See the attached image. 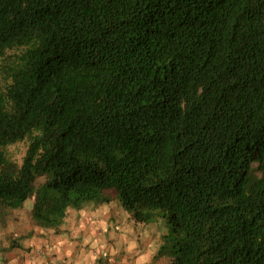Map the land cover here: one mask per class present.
Wrapping results in <instances>:
<instances>
[{
    "label": "trees",
    "instance_id": "16d2710c",
    "mask_svg": "<svg viewBox=\"0 0 264 264\" xmlns=\"http://www.w3.org/2000/svg\"><path fill=\"white\" fill-rule=\"evenodd\" d=\"M0 60V209L113 190L171 264H264V0H0Z\"/></svg>",
    "mask_w": 264,
    "mask_h": 264
},
{
    "label": "rangeland",
    "instance_id": "374dc122",
    "mask_svg": "<svg viewBox=\"0 0 264 264\" xmlns=\"http://www.w3.org/2000/svg\"><path fill=\"white\" fill-rule=\"evenodd\" d=\"M2 66L3 62L0 60V77ZM26 147L27 140H23L8 145L5 151L9 158L20 164ZM108 193L112 196L109 201L111 207L103 210L119 215L120 224L124 227L131 226L132 222L128 218V214L131 218L129 209L124 206L118 208L114 191L109 190ZM33 202L34 197L31 196L18 208L0 209V264H72L67 262L70 260L69 254H63L62 249L52 250V244L49 247V242L55 241L54 238L62 231V224L57 229H44L36 225L31 217ZM97 209L98 206L86 204L79 211L69 209L67 216L72 218L74 214L94 213L98 212ZM141 225L142 223H139L135 228V232H139V235L136 234L133 247L127 244L120 245L118 251L110 255L106 251L95 252V249L90 248V245L85 246L83 242L77 245L78 250L83 249V256L76 260L81 264H92L93 260L96 261L100 256L101 264H127L126 261L129 260L140 264H171L170 258L174 249L172 224L157 211L152 221L144 223L142 227ZM159 249L161 254L158 253Z\"/></svg>",
    "mask_w": 264,
    "mask_h": 264
},
{
    "label": "crops",
    "instance_id": "0c3cea01",
    "mask_svg": "<svg viewBox=\"0 0 264 264\" xmlns=\"http://www.w3.org/2000/svg\"><path fill=\"white\" fill-rule=\"evenodd\" d=\"M115 202L119 208L121 204L116 199ZM89 204L98 206V212L74 214L72 218L67 216L62 223V231L54 238L55 241H45L46 243L49 242V247L52 244V250L60 251L62 249L63 254H69L70 260H67L68 263L81 264L76 259L83 256V249L78 250L77 245L83 242H85V246L90 245V248L95 249V252L106 251L108 254L114 255L120 245L127 244L133 247V240L136 238V234L139 235V232H135V228L139 223L133 221L129 214L128 218L132 222L131 226L124 227L120 224L119 215L103 210V208L109 209L111 207L110 202L106 205L104 203ZM100 258L99 256L96 261L93 260L92 264H101L99 262ZM126 262L127 264H140L132 260Z\"/></svg>",
    "mask_w": 264,
    "mask_h": 264
},
{
    "label": "clouds",
    "instance_id": "9594fccd",
    "mask_svg": "<svg viewBox=\"0 0 264 264\" xmlns=\"http://www.w3.org/2000/svg\"><path fill=\"white\" fill-rule=\"evenodd\" d=\"M89 204V203H88ZM70 209H72V208H70ZM171 259V258H170Z\"/></svg>",
    "mask_w": 264,
    "mask_h": 264
}]
</instances>
